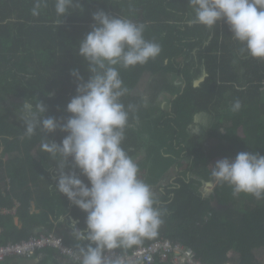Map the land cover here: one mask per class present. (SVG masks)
Here are the masks:
<instances>
[{
  "label": "trees",
  "instance_id": "1",
  "mask_svg": "<svg viewBox=\"0 0 264 264\" xmlns=\"http://www.w3.org/2000/svg\"><path fill=\"white\" fill-rule=\"evenodd\" d=\"M36 2L0 0V96L33 103L40 99L47 107L46 116L66 119V106L76 95L78 83L72 70L78 69L85 80L90 76L79 44L91 30L92 14L103 10L145 24V38L159 43L162 52L144 65L119 68L127 88L122 102L126 108L133 106L122 146L129 153L130 148L144 145L154 157L152 173L157 174V182H144L157 185L153 192L163 223L155 237L182 241L209 264H264V258L256 260L257 253L264 255V198L234 195L226 183H220L212 197L201 192L202 184L213 178L205 165L208 158L231 159L242 151L264 155V61L241 52L243 46L232 39L226 23L211 29L190 24L194 11L188 0H74L65 18L57 16L55 0H45L39 15H33ZM145 74L160 77L155 85L169 93L168 110H161L156 118L139 98L131 96ZM237 100L241 108L233 111ZM10 110L0 104L1 158L7 160L6 178L13 186L8 190L0 176V246L29 239L32 224L49 227L46 218L38 221L37 215L29 213L33 197L19 187L26 170L32 171V177L39 174L52 182L51 173H55L49 166L54 160L41 147L44 134L38 129L32 137L26 136L23 120L17 121ZM200 114L210 118L212 127H201L205 140L218 142L215 148L198 145L191 134L190 127ZM65 135L58 129L47 138L60 143ZM172 176L174 182L169 180L167 188H162ZM14 196L22 206L17 212L24 223L20 231H16L15 215L1 213L2 207L12 209ZM215 199L226 208L217 210ZM155 237L142 242L149 244ZM48 250L53 249L42 251Z\"/></svg>",
  "mask_w": 264,
  "mask_h": 264
},
{
  "label": "clouds",
  "instance_id": "2",
  "mask_svg": "<svg viewBox=\"0 0 264 264\" xmlns=\"http://www.w3.org/2000/svg\"><path fill=\"white\" fill-rule=\"evenodd\" d=\"M43 3L45 0H37L33 15H39ZM188 3L194 11L190 24L211 29L224 22L232 39L243 46L241 52L264 61V0H188ZM73 4L74 0H55L57 16L65 18ZM92 19L91 30L79 44V55L87 61L90 76L85 80L78 69L72 70L71 75L78 83L76 95L66 106L68 117L46 116L47 107L40 99L35 103L25 99L21 119L26 136L32 137L38 129L44 134L42 150L58 165L54 177L57 192L86 214L84 228L77 227L75 222L71 224L72 236L80 242L77 264H128L111 261L106 253L114 251L128 256L140 245H150L142 240L155 237L163 220L153 187L140 178L138 163L122 146L133 106L126 108L122 102L127 88L119 68L144 65L157 58L162 48L145 38L143 23L103 10L94 12ZM232 108L238 111L240 101H235ZM58 129L66 133L62 141L49 140L48 134ZM70 161L73 170L66 171ZM212 169L215 181L231 186L234 195L264 198V155L242 151L234 159L216 161ZM134 246L132 253L116 250Z\"/></svg>",
  "mask_w": 264,
  "mask_h": 264
},
{
  "label": "crops",
  "instance_id": "3",
  "mask_svg": "<svg viewBox=\"0 0 264 264\" xmlns=\"http://www.w3.org/2000/svg\"><path fill=\"white\" fill-rule=\"evenodd\" d=\"M140 147L138 150L136 148H130L129 150V155L138 163L139 165V176L142 177L144 176L145 180L147 179V176L151 177H156L154 173H152L153 168H154V157L149 156V149L144 146V145H139ZM137 147V146H136ZM145 149V155L144 157H138V154ZM2 154V149L0 150V158ZM137 156V157H136ZM3 160L4 165L2 166L0 170V176L1 179H5V183L7 185V189L10 190L9 188L12 187V184L10 183L9 178H6L7 175V164H6V159L1 158ZM49 166H53L52 170L55 171V173H51V178L57 175L58 173V165L56 162H50ZM73 170L72 168V162H69V167L66 169V171H71ZM51 171V172H53ZM32 171H25L24 176V181H22L23 187H19V189H23V191L28 192L31 194V197L33 199L31 200V207L29 209V213L31 215L34 214L38 216L39 220H42L44 218L47 219V223L49 224V227H46L45 225H35L32 224L30 228L28 229V233L32 235L38 234V233H54L57 236L63 238L64 242L72 243L74 244V250L77 252V245L78 241L74 239L72 236L71 232V224L73 222L76 223V226L79 228H84L85 227V220H86V214L80 210L78 207L73 205L66 196L60 194L57 192L55 189L56 181L52 180L50 181L49 177H42L39 174H36L35 177H32L33 174L31 173ZM151 174V175H150ZM79 175V172H78ZM82 180H84L85 183H87L86 177H83L81 175L80 177ZM154 178L152 180L154 182H157ZM174 177H168L166 178L165 181H171L174 182ZM33 180H36V184L32 183ZM46 183V185L44 184ZM153 188L157 185H151ZM6 189V190H7ZM18 187H16V190ZM155 189V188H154ZM7 190V191H8ZM162 190V189H161ZM163 191V190H162ZM169 196L173 197V194H170ZM46 198L49 199L48 202H46ZM21 203L15 198L14 196V206L12 209H9L10 211L4 212L7 210L6 208L8 207H2L1 208V213L3 215H8L12 213L15 215L14 217V222H15V227L17 228L16 231H20L24 227V223H22L20 217L17 215L18 210L21 208ZM46 222V221H45ZM1 233V231H0ZM159 239H167L165 237H155L154 241H157ZM153 241V242H154ZM10 242V241H9ZM14 242V241H11ZM152 243V242H151ZM68 246V245H67ZM71 248V246H69ZM72 247V249H73ZM116 250L119 251H124V252H129L132 250V248H118ZM67 257H64L60 252H57L55 250L51 251H41L39 252L35 257L32 259H21V258H12L11 262L8 264H75V261H72ZM258 262H260V259H257Z\"/></svg>",
  "mask_w": 264,
  "mask_h": 264
},
{
  "label": "built area",
  "instance_id": "4",
  "mask_svg": "<svg viewBox=\"0 0 264 264\" xmlns=\"http://www.w3.org/2000/svg\"><path fill=\"white\" fill-rule=\"evenodd\" d=\"M4 212H8L5 210ZM54 249L63 256L76 260V251L65 244L61 237L40 233L20 242H9L0 246V262L12 257L32 258L38 251ZM111 261H127L128 264H209L198 256L197 252L180 242L159 239L150 245H140L128 256L114 251L106 253Z\"/></svg>",
  "mask_w": 264,
  "mask_h": 264
},
{
  "label": "rangeland",
  "instance_id": "5",
  "mask_svg": "<svg viewBox=\"0 0 264 264\" xmlns=\"http://www.w3.org/2000/svg\"><path fill=\"white\" fill-rule=\"evenodd\" d=\"M158 78L161 79L160 77L152 75V74H145L144 77L142 78V80L135 86V88L131 92V96L137 97L140 99V102L141 101L143 102L145 109L152 111V112H149L150 115L152 114L154 116L152 118H156L159 115L161 110L167 111L169 106H170L168 91H166V90L164 91L161 89L162 87L159 88L155 85V81H157ZM174 81H178V80L175 79ZM179 85H181V83ZM0 104H1V106H4V107L9 106V109H11L10 110L11 116L12 117H14V116L18 117L17 121L20 117L19 122H21V120H22L21 119V116H22V108L21 107L23 105V101L16 99L14 97H8V96L4 95L3 97L0 96ZM201 125H203L205 127V129L212 127V123L210 122V118L206 117L204 114H200V115L196 116L194 125H192L190 127L191 134H192V136H194L196 143L198 145H203L204 148H208V147L209 148H215L218 145V142L216 140H211V139L205 140L204 139L205 136H203L205 134V133H203V131H205V129L202 131L203 127H201ZM147 136L149 137V134H147ZM141 138L147 139L146 136H143ZM145 152H146L145 149H143L138 154V157H144ZM168 155H170V153H168ZM13 156H15V155H13ZM234 158L235 157H232L231 159H234ZM220 159H224V158H222V157L208 158V160L205 162V165H206L207 169L211 172V174H212V170H213L212 166H214L215 162L220 160ZM175 166H176V164L174 163L171 166V168L174 169ZM151 176H147V181H150L152 178H154ZM189 177H195L197 180L200 179V181H202L201 178H198L197 176H194L191 174L189 175ZM143 180L145 181V178H143ZM219 184L220 183H217L215 181L214 177L212 178L211 182L203 183L202 184L203 186L201 188V192L203 193V196L207 197V198L212 197L215 194L216 188ZM161 185H162V188H167L168 182H163ZM154 188L157 189V186H155ZM154 188H152V190H154ZM223 190H225V188H223ZM214 203H215V201H214ZM208 217L209 216H207L205 218V220H207ZM262 253H263V251L256 254V260L257 259L261 260L264 258L263 257L264 255Z\"/></svg>",
  "mask_w": 264,
  "mask_h": 264
},
{
  "label": "water",
  "instance_id": "6",
  "mask_svg": "<svg viewBox=\"0 0 264 264\" xmlns=\"http://www.w3.org/2000/svg\"><path fill=\"white\" fill-rule=\"evenodd\" d=\"M214 201H215V203H214ZM213 203H214V207H217V210H224L226 207L225 206H220L218 203V201L215 199V200H213ZM219 207V208H218Z\"/></svg>",
  "mask_w": 264,
  "mask_h": 264
}]
</instances>
